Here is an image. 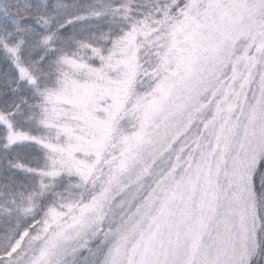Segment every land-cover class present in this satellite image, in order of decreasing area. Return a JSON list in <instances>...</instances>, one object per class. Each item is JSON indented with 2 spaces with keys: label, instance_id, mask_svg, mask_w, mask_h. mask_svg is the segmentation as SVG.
Wrapping results in <instances>:
<instances>
[{
  "label": "snow or ice",
  "instance_id": "6c2138e0",
  "mask_svg": "<svg viewBox=\"0 0 264 264\" xmlns=\"http://www.w3.org/2000/svg\"><path fill=\"white\" fill-rule=\"evenodd\" d=\"M0 264H264V0H0Z\"/></svg>",
  "mask_w": 264,
  "mask_h": 264
}]
</instances>
